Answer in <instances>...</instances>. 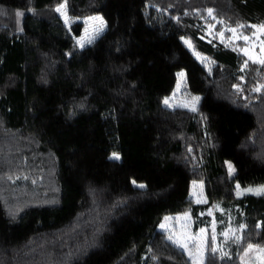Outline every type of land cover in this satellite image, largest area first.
I'll use <instances>...</instances> for the list:
<instances>
[{"label": "trees", "instance_id": "16d2710c", "mask_svg": "<svg viewBox=\"0 0 264 264\" xmlns=\"http://www.w3.org/2000/svg\"><path fill=\"white\" fill-rule=\"evenodd\" d=\"M63 2L106 32L80 45ZM208 9L264 25V0H0V264H115L133 248L134 264H193L159 226L187 211L205 226L216 203L239 241L209 246L205 264L264 245V193L237 195L264 183V65L208 38ZM182 70L197 110L164 104Z\"/></svg>", "mask_w": 264, "mask_h": 264}, {"label": "rangeland", "instance_id": "374dc122", "mask_svg": "<svg viewBox=\"0 0 264 264\" xmlns=\"http://www.w3.org/2000/svg\"><path fill=\"white\" fill-rule=\"evenodd\" d=\"M55 9L56 11L57 9H61L58 12L68 24L75 21H80L84 24V34L82 37L77 38L80 45H84L93 38L105 33L108 28L107 22L101 14L75 18L69 15L67 11V4L65 2L57 5ZM157 10L159 9L154 6H150L149 8V12L152 14H157V12L160 14L162 13V11L160 12V10ZM213 19L214 17L211 15H208V17L204 19L206 36L208 38H217L218 40L234 47V49L239 51L244 56L245 62L256 63L260 66L264 65L260 63L261 60H264V30L261 29V26H257L254 31L247 33L241 28L228 27L226 24H222L219 20ZM219 26H221L220 29ZM232 29H235L236 31L233 32L231 31ZM245 37L247 39H245ZM186 43L188 47L195 52L202 63L208 64V59L206 57L198 54L189 41H186ZM200 98V95L192 93L187 88L186 73L182 70L178 73L175 89L165 99L168 103L166 104L164 101V104L170 108L180 107L197 110ZM168 143L169 142L164 143L157 149L159 159L166 150ZM228 165H231L229 172L234 175L236 171L235 167L230 162ZM153 171L155 173H159L160 167H155ZM17 178L18 177H15L12 181L16 182ZM262 186H264V183L250 186L238 185L237 195L256 194L254 191L250 192L245 190L260 189ZM10 188V193L12 191L14 192L12 186H10ZM263 193L264 192L261 194ZM191 196L197 204L207 202L203 184L200 180L194 181L191 188ZM9 198L13 199V196ZM11 210H13V212L16 211L15 207L11 208ZM224 211V208L220 204L216 203L213 204L206 212H201L200 215H205V217L208 215L210 217V222L199 228H195V221L189 211L177 214H168L163 218L159 229L167 233L168 238L171 237V239H169L176 243L179 247L181 244L185 245V247L180 248L186 252L187 256L193 261V264H205L206 252L209 246H211L213 250H219L223 255H226L228 254L231 242L237 240V237H239L238 233L235 231L236 229H234L229 222L225 224L224 227H221L223 222H221L218 218V214L223 213ZM201 229L204 231H201ZM225 233L227 235H225ZM252 246L253 247L251 249L247 246L244 250L242 255L244 264H264V251H262L264 250V245ZM134 254L135 249L133 248L115 264H134Z\"/></svg>", "mask_w": 264, "mask_h": 264}, {"label": "snow or ice", "instance_id": "6c2138e0", "mask_svg": "<svg viewBox=\"0 0 264 264\" xmlns=\"http://www.w3.org/2000/svg\"><path fill=\"white\" fill-rule=\"evenodd\" d=\"M63 7V6H62ZM61 9H57V11H60ZM212 12H213V10L212 9H208V13H209V15H212ZM240 27H243V25H241ZM255 27V26H254ZM261 29L262 30H264V25H262L261 26ZM231 31H233V32H235L236 30L235 29H232ZM245 39H247L246 37H245ZM260 63L261 64H264V60H261L260 61ZM257 91H259V89H256ZM198 99V98H197ZM165 103L167 104L168 103V101L167 100H165ZM193 110H195V109H193ZM113 158H115V159H119V155L118 154H116V153H114L113 154ZM229 168L231 169V165H229ZM133 183H135V181H133ZM139 187H144V185H139ZM245 191H250V192H252V191H254L256 194H261L262 192H264V186H262L260 189H246ZM162 227H163V225H162ZM201 231H204L203 229H201ZM225 235H227L226 233H225ZM170 239H171V237H169ZM237 241H239V237H237ZM180 247H185V245H180ZM253 246L252 245H248V248L249 249H251ZM262 251H264V250H262Z\"/></svg>", "mask_w": 264, "mask_h": 264}]
</instances>
